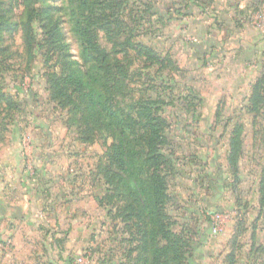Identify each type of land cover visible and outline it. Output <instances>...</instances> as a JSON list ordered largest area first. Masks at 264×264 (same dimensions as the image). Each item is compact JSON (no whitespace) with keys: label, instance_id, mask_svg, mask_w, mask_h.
<instances>
[{"label":"crops","instance_id":"0c3cea01","mask_svg":"<svg viewBox=\"0 0 264 264\" xmlns=\"http://www.w3.org/2000/svg\"><path fill=\"white\" fill-rule=\"evenodd\" d=\"M200 1V5L205 3L206 10L198 5L186 8L183 0H172L171 4L164 5L162 9L158 1L153 0L158 13L171 17L166 26L178 19L186 21L184 26L194 37L191 43L186 44L190 60L193 58L195 62L203 61L208 49L215 51L218 47L221 51V63L218 67L207 69L214 74L212 77L217 82L215 87L221 90L219 93L216 88L214 95L219 93L215 98L222 96L219 98L221 101L219 103L218 99L215 104H207L201 99L197 109L211 110V114L186 121L190 123V129H186L182 139L177 137L176 140L193 144H190L191 149L188 151L181 148H175L173 151L176 160L175 169L169 178V188L172 183L175 187L185 185L187 192L181 190L182 193H174L178 199L179 195L182 196L181 201H221L216 190L247 188L249 198H252L249 206L256 207L258 199L261 198L260 191L264 190V106L256 116L248 110V106L252 85L259 77L264 76V25L262 28L255 26L248 21L247 14L258 10L254 7L264 12V0ZM169 5L170 7L165 9ZM210 7L214 13L207 12ZM198 65L196 68L206 72L207 66H201L199 63ZM223 107L230 108L232 112L240 111L243 115L239 118H227L223 122L218 117ZM181 122L182 120H176L174 125ZM192 126L202 128L195 131ZM236 127H239L241 153L236 163V175H233L228 163V154L232 131ZM22 136H11L10 144L8 142L3 149L6 155L0 158V174L4 175L5 183L11 185L9 188L7 185L0 186V264H67L74 252L92 244L94 219H108L105 206L99 205L95 198L98 181L92 179L88 184L92 186V193L89 191L88 197L85 195L86 191H82L80 187L75 188V181L70 178V170L65 171L61 167L51 171L47 165H42V162H47L45 158L48 147L40 143L41 137L38 142L37 135L34 137L36 146L31 148L35 156L33 174L29 176L25 170L20 144ZM247 142L250 143L251 159H254L255 155L262 159L261 162L255 163L256 167L249 174L242 169V159L249 151V148L245 150ZM220 143L224 145L223 151L219 148ZM259 145L262 148L259 149ZM246 155L249 157L248 152ZM53 174L61 179L65 178L66 182L51 192L46 190V183L48 175ZM198 190H201L200 198L198 193L194 192ZM168 193L172 194L170 189ZM74 197L83 198V201H73ZM192 208L189 205L187 212L196 216L197 222L195 223V217L191 216L190 219L189 215L186 222H192L193 225L185 222L181 223V227L194 229L196 236H204L194 251L191 264H228L227 256L230 252L234 255L233 264H264L261 217L247 216L243 221L235 223L233 219L225 225L229 232L223 237L225 241H220L223 251H210V247L206 246L210 244V218H201L199 212ZM196 236L192 235L193 238H197ZM108 240L110 241V238ZM233 241L236 246L232 245ZM92 254L94 256L93 249ZM101 255L105 264H132V257L135 256L133 253H127L125 245L116 257L107 249ZM97 260L98 263L100 259L97 257Z\"/></svg>","mask_w":264,"mask_h":264},{"label":"trees","instance_id":"16d2710c","mask_svg":"<svg viewBox=\"0 0 264 264\" xmlns=\"http://www.w3.org/2000/svg\"><path fill=\"white\" fill-rule=\"evenodd\" d=\"M183 1L186 8L198 5L206 10L200 0ZM38 2L27 3L25 31L29 48L34 42L30 20ZM156 10L153 0H63L58 11L65 16L76 40L78 57L67 54L61 72L48 73L47 84L57 105L72 106L70 112L74 110L78 115L81 143L93 142L99 132L110 139L103 160L96 166L94 180L100 193L95 198L105 206L107 215L123 224L119 242L129 255L135 254L132 264H191L204 235L199 234L197 239L189 229L172 230V217L167 211L171 201L169 178L176 159L169 148L170 122L164 107L172 99L169 97L171 103H167L157 91H142L134 97L129 86L133 71L123 57H116L133 50L145 56L149 64H156L157 70L176 68L168 53L162 54L138 40L142 35H157L160 30L155 25L171 19ZM50 27H43L47 40L59 39L61 33L53 31L55 26ZM100 34L112 48L101 46ZM263 106L261 76L252 85L248 110L256 116ZM74 122L75 117L68 124ZM229 146L228 163L236 175L241 153L239 127L232 131ZM233 258L230 252L228 264H233Z\"/></svg>","mask_w":264,"mask_h":264},{"label":"rangeland","instance_id":"374dc122","mask_svg":"<svg viewBox=\"0 0 264 264\" xmlns=\"http://www.w3.org/2000/svg\"><path fill=\"white\" fill-rule=\"evenodd\" d=\"M62 1L40 0L35 5L36 10L30 20L34 42L32 48H29L25 31L28 0H0V145H2V147L0 146V155L3 154L0 158L5 157L6 152L3 149L8 142L10 144L11 136L23 135L20 144L24 154L25 170L30 176V174H33L32 165L35 160L31 148L36 146L34 137L37 135L38 142L41 137L40 143L48 147L45 158L47 162H42L43 159L41 164L47 165L51 171L61 169V167L65 171L70 170L72 173L70 178L75 181V188L79 189L80 187L82 191H86L85 195L90 197L89 191L92 193V186L88 184L95 178L96 166L103 160V154L110 139L105 138V132H99L93 142L81 143L78 140V115H75L74 110L70 112L73 107L66 106L62 108L57 105L56 100L50 97L47 84L48 73H60L67 54L71 58L78 57L76 40L70 31L65 16L58 11ZM157 1L162 9L165 7L164 5L172 3V0ZM207 12L209 14L214 13L211 7ZM262 13L264 14L263 11ZM185 23L186 21L183 19L169 22L170 26H166L167 23L164 25L157 23L155 28L160 30L157 35L146 34L138 38L142 43L150 45L158 52L168 53L176 68L170 69L168 67L157 70L158 66L156 64H149L145 56H139L140 54L133 50H128L124 55H116V57H123V61L133 71L129 86L134 97L142 91L149 94H154L157 91V93L164 95L163 97H165L167 103L172 102L164 107V113L171 123L169 126L171 136L169 148L171 151H174L175 148H181L185 151L190 150V144L193 143L176 140L177 137L182 139V136L186 134V129H190V123H186V121L190 118L202 117L207 113L211 114V110L197 109L200 100H205L207 104H215L216 100L222 97L215 98L221 90L219 87H215L217 82L212 77L214 75L212 71L207 70L208 67L214 69L215 66L218 67V64L221 63L219 61L220 48L217 47L215 51L208 49V54L203 57V61L195 62L193 58L190 60L187 56L186 44L191 43L194 37L184 26ZM251 23L256 26L255 22L251 21ZM174 24L176 25L172 27ZM46 26H51L50 28L55 26L53 31L57 29L61 33L60 38H53L48 41V35L45 34L44 29ZM262 27L263 25L259 28ZM99 41L104 48H112L111 43L105 39L104 35L100 34ZM211 51L214 52L211 53ZM215 52L217 53L215 54ZM198 63L201 66H207L206 72L202 71L201 68H196L199 66ZM216 88H218L219 93L214 95ZM171 89L172 94L170 96ZM169 97L172 99L171 102ZM220 101L219 99L218 102L220 103ZM223 106H225V103H223ZM242 115L243 113L240 111L232 112L230 108L223 107L218 117L224 122L227 118H239ZM73 117H75L73 125L68 124ZM176 120H182V122L179 125H174ZM201 128V126H192V130L195 131ZM30 141H33V143L31 144ZM249 146L250 143L247 142L245 150L247 151L249 148V151H247L249 157H247L246 152L245 157L242 159V169L248 174L256 167V162L262 161L257 155L254 159H251ZM219 148L223 151V143L219 144ZM260 148H262L261 145H259ZM48 177L47 191L53 192L55 188L66 182L65 178L61 179L54 174L48 175ZM4 185H7L8 188L11 186L5 183L4 175L0 174V186ZM182 186L175 187L172 183L169 188L172 194L167 211L172 217V230L179 231L183 225L181 223L185 224L189 215L190 219L195 217V223L197 222L196 216L187 212L190 205L194 211L199 212L201 218H210L208 230L210 244L206 245L210 247V251H212L211 249L223 251L220 241L229 232V229H225V225L233 219L235 223L243 221L247 216L261 217L260 228L264 232V193L258 199V206L256 207L249 206L251 205L250 201H252V198H249V190L247 188L240 189L239 187L216 190L215 192L220 194L219 199L221 201H181L182 196L179 195L178 199L174 196V193L181 190L188 191L184 188L185 185ZM95 189L98 191L97 193H100L99 187ZM194 192L198 193L200 198L201 190ZM73 201L79 203L83 201V198L74 197ZM105 211L107 212L106 208ZM209 211H212V213ZM214 214L220 215V218H218L220 223L218 232L213 234L211 216ZM107 217L108 219H105V217L94 219L93 232H91V234H94L92 244L85 245L81 250L74 252L67 264H73L77 257L80 258V264H105V259L101 255L105 249L111 250L115 255L114 257L118 255V251L121 250V247H124L119 242L122 236L123 230L121 227L123 224L117 217L112 218L110 215ZM190 224L193 225L192 222ZM190 230L195 232L194 229ZM213 253L217 254L214 250ZM97 257L100 259L98 263ZM114 260L116 263V258Z\"/></svg>","mask_w":264,"mask_h":264},{"label":"built area","instance_id":"2783aa9c","mask_svg":"<svg viewBox=\"0 0 264 264\" xmlns=\"http://www.w3.org/2000/svg\"><path fill=\"white\" fill-rule=\"evenodd\" d=\"M247 19H248V21L250 20L252 22H255L256 26H258V27H260L261 25H264V14L262 13V11L260 9L249 12L247 14ZM218 218H220L219 214H214L211 216V220H212V229L211 230H212L213 234L217 233L218 229H219V223L220 222H218ZM80 263H81V261H80V258H78V257L73 262V264H80Z\"/></svg>","mask_w":264,"mask_h":264}]
</instances>
